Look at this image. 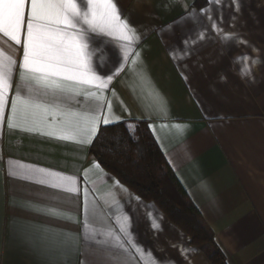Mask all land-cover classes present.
<instances>
[{"label":"crops","instance_id":"1","mask_svg":"<svg viewBox=\"0 0 264 264\" xmlns=\"http://www.w3.org/2000/svg\"><path fill=\"white\" fill-rule=\"evenodd\" d=\"M195 2L119 0L140 38L129 43L92 34L106 42L88 51L107 86H84L87 95L62 99L75 117L18 111L14 129L7 117L18 87L22 97L53 98L23 85L22 45L0 34V51L18 62L0 123V264H153V257L160 264H211L154 203L99 165L92 144L77 142L92 138L93 115L100 117L98 131L124 123L133 132L130 125L147 123L226 264H264V0H207L202 8ZM29 11L30 0L25 19ZM226 33L238 39L224 41ZM25 34L26 24L22 40ZM243 55L259 61L250 78L235 62ZM105 116L119 119L105 125ZM77 124L84 129L79 135L56 138ZM28 168L30 174H8ZM56 174L75 182L52 187ZM116 237L123 250L111 247ZM186 248L195 252L182 254Z\"/></svg>","mask_w":264,"mask_h":264},{"label":"snow or ice","instance_id":"2","mask_svg":"<svg viewBox=\"0 0 264 264\" xmlns=\"http://www.w3.org/2000/svg\"><path fill=\"white\" fill-rule=\"evenodd\" d=\"M29 0H0V34L16 45H22L23 55L19 61L20 81L33 91V85L44 90V95H51L50 102L38 101L32 96L22 97L17 88V94L12 97V113L7 117V126L14 129L16 114H22L31 110L33 114L43 113L61 114L66 117H75L76 113L66 112L61 103L62 99H67L79 95H87L84 86H95L103 89L106 83L101 76L97 75L91 66L90 47L99 48L106 42L97 40L92 34L106 35L116 39L126 40L131 43L139 40L137 29L130 23V15H124L119 5V0H30V11L25 19V5ZM222 3L223 0H210V5ZM195 15V14H193ZM26 24V34L21 39V33ZM216 26L215 24L213 25ZM203 38V37H202ZM224 41L238 39L234 34H224ZM241 44L246 41L239 40ZM255 51V49H253ZM185 55H190V50L185 48ZM139 53H137V56ZM128 54L125 53L127 59ZM236 63L242 65L241 76L244 78L252 77V69L259 63L248 55L238 56ZM17 60L0 51V123L5 119L4 109L8 103V91L12 88L13 76L17 67ZM113 74L108 75L110 81ZM119 117H115L118 120ZM100 120L98 115H93L90 120L91 127L88 132L91 139L79 140V143L92 144L96 138L98 129L97 124ZM115 120L105 116L103 123L109 125ZM36 123V121H33ZM134 131L133 126H129ZM84 129L77 124L75 127L65 128L57 139L69 140L79 135ZM97 166H99L97 164ZM31 168L20 172L9 171L10 176H21L31 173ZM44 172L46 170H39ZM59 182L53 181L52 187H61L63 183H73V177H64L56 174ZM41 183H45L41 181ZM117 186L121 187L117 182ZM64 191L73 193L76 189L64 187ZM126 191V189H123ZM131 199V197H129ZM139 200V198H136ZM87 211V209H86ZM152 213L149 212V215ZM128 217L125 215V221ZM73 222H78L73 221ZM84 228L88 227L85 223ZM159 224L153 222V228L159 229ZM121 232L128 236V243L133 244L130 233L126 227L121 226ZM87 239V237H86ZM94 239V237H93ZM116 243L111 247L124 249V244L115 238ZM100 243L99 241H96ZM107 243V241H105ZM137 250L144 253L145 250ZM194 249H182V254L194 253ZM152 255L151 253H147ZM187 259L188 257L185 256ZM153 264H160L153 257Z\"/></svg>","mask_w":264,"mask_h":264},{"label":"trees","instance_id":"3","mask_svg":"<svg viewBox=\"0 0 264 264\" xmlns=\"http://www.w3.org/2000/svg\"><path fill=\"white\" fill-rule=\"evenodd\" d=\"M206 3L196 0L194 5L202 8ZM89 152L106 172L154 203L211 264H226L213 232L178 182L147 123L138 122L133 132L124 123L100 127Z\"/></svg>","mask_w":264,"mask_h":264}]
</instances>
